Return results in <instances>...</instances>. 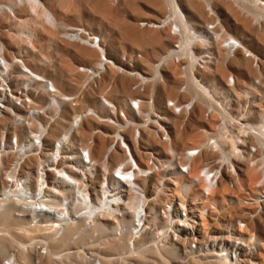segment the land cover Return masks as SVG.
Listing matches in <instances>:
<instances>
[{
  "label": "rangeland",
  "instance_id": "obj_1",
  "mask_svg": "<svg viewBox=\"0 0 264 264\" xmlns=\"http://www.w3.org/2000/svg\"><path fill=\"white\" fill-rule=\"evenodd\" d=\"M21 1L27 4L24 9L21 8L23 15L30 14L27 12L36 13V19L45 16L52 24L45 21L22 20L21 31L27 29L28 34L21 32V40L19 36L13 37L6 33L2 35L3 42L10 46V50L6 53L9 58L6 61L7 70L0 69V78L8 73L13 82L20 79L16 73L11 75L13 72H18L13 67L14 54L11 51L21 45V57L24 62L40 76L52 79L57 85L61 99H57L58 107L52 109L51 95L48 93V96L43 91L38 99L44 110L43 114L38 122L36 121L37 123L35 120L26 123L18 117L24 115L21 107L11 98L0 94V129L6 128L4 141H0V203L14 202L21 205V211L57 215L63 217L64 222L53 227L31 225L29 224L31 222L25 218L26 213H23L19 222H21V241L25 246L21 247V257L18 252L20 264H37L33 260L41 254L37 252V247L27 246L33 237L43 238L45 244L53 250L42 255L44 257L39 264H46L48 261L52 264H232L227 257H218L219 253L217 257L214 255L216 242L210 243L207 251L194 257L185 255L182 250L177 251L176 245L170 244L166 247L155 242V238L149 248H144L146 241L138 240L135 248L130 252L127 248L128 232L125 230L130 229L135 223L137 206L129 207L126 203L112 205V209L118 213L116 220L121 224L120 230L125 228V235L116 236L117 226L112 227L114 222H106L105 225L102 221L104 218L100 216V211L106 204L101 195L98 192L90 193L93 205L85 214L84 200L88 192L83 189V180L77 186L64 184L59 181L61 177L58 171L65 170L68 160L78 165L77 162L81 159L84 150L90 147L92 149L93 145L100 142L104 145V153L102 157H95L97 171L98 166L101 167L100 171L110 168L108 161L117 162L112 159L114 154H117L122 162L124 148L120 141H116L117 137H121L119 131L124 133L123 137L128 147L144 167L147 160L144 146H154L158 151L168 154L171 153L173 144L182 146L201 140L203 135L196 128L201 125L204 106H209L210 103L205 93L196 92L198 105L191 125L187 128L179 130L177 127L180 118L172 117L175 127L173 126L171 134L169 133L170 142H164L160 132L153 126L152 122L155 118L152 112L162 111L166 100L178 94L180 74L171 57L188 55L193 61L197 54L210 49L214 52L215 76L213 78L212 75L207 74V80L210 83L214 82L216 88L215 119L218 121L226 119L225 144L233 147L234 150L237 148L238 139L245 134L244 131L241 133V126L244 124L249 142L258 143L264 155V0ZM176 6L180 14L185 16L189 38L181 34L180 22L173 18ZM213 22L217 24V29L211 31L209 24ZM67 26H85L98 35L102 40L104 53L86 44L65 38L62 32ZM231 39L238 40L242 47L235 50L227 48L225 42ZM172 49H177V52H171ZM102 54L112 63H105L106 67L98 68L102 74L89 75L90 87L85 97L91 105L86 110L98 113V116H103L105 120L89 119L88 122L83 123L82 119H78L82 110L78 113L77 110L73 111V104H68L67 101L70 95L77 93L87 84L86 75L81 72L79 66L102 64ZM163 58H165L164 62L157 66ZM119 67L124 70H120ZM132 70L142 72L145 81L139 88L135 87L137 80L132 75ZM99 95L106 97L112 104L111 109L105 106L106 103ZM65 96L68 99L63 100ZM137 97H140L141 104L136 109L132 101ZM120 112H124L131 122H122ZM165 114L169 119V113ZM14 123L24 125L28 130L23 129L21 125L14 128ZM132 124H135L134 130L137 126L140 128L142 137L138 140L132 131ZM97 129L103 133L113 134L101 135L94 132ZM78 131H87L88 136L74 139L73 136L77 135ZM92 132H94V143L89 138ZM49 133H54L57 138L66 136L61 148H56L58 141H54L55 147L52 148L45 145ZM20 134L21 147L14 143L20 139ZM129 135L132 140L128 139ZM220 138L221 141H225L223 136ZM8 142H13V148H7ZM113 143L115 147L110 150ZM80 145L81 148L76 150L75 148ZM200 161L194 164L191 180L183 184L184 189H189L193 185L192 177L196 176L195 167ZM253 164L249 161L248 165H239L243 172L240 183L235 188L229 187L224 174V178L213 193V197L218 201L219 210L210 213L206 221L202 220L203 227L200 231L203 237L218 238L219 236L220 238L232 222L245 216V209L241 203L243 185L255 190L260 176L258 163L256 166ZM27 165L34 167L40 185L31 184L22 174ZM20 169L21 181H18ZM50 169L58 178L55 179L58 182L53 184L49 180ZM3 179L12 180L14 183L8 186ZM47 183H49L48 187ZM139 184L145 189L147 198L150 197L151 202H154L157 196L152 190L153 186L147 184L146 180H140ZM41 185H45L46 189L52 187L51 196H42L41 193L34 198ZM201 191L202 186L198 185L193 189V196L189 198L195 207ZM132 197L134 196L128 197L127 200ZM158 199L157 204L164 201L162 197ZM138 201L139 198L136 199L135 204H138ZM47 206H51L54 212L41 210L42 207ZM94 206L98 209L92 216L89 211ZM153 208V205H150L147 211L148 226L151 222L160 219ZM80 213L82 214L80 218H74ZM5 227L0 225V233L4 232L18 238L4 229ZM247 229L254 232L261 240L264 259V209L257 218L250 221ZM101 236L106 240H101ZM61 237H65L63 243L56 245L54 240ZM151 237L152 235L148 236ZM3 239L4 236L0 235V241H5ZM12 246L13 243L10 242L0 255L5 254ZM65 251L72 252L63 255Z\"/></svg>",
  "mask_w": 264,
  "mask_h": 264
},
{
  "label": "built area",
  "instance_id": "obj_2",
  "mask_svg": "<svg viewBox=\"0 0 264 264\" xmlns=\"http://www.w3.org/2000/svg\"><path fill=\"white\" fill-rule=\"evenodd\" d=\"M26 6L27 4L21 0H0V69H6V61L9 59L6 53L10 50V46H7L2 40V35L4 33L13 37L19 36L21 40V32H23V34H28L26 31L27 29L21 31L22 20L51 22V20L45 16H40L36 19V13L27 12L30 14L23 15L21 13V11H23L21 8L24 9ZM216 29L217 24L215 22L209 24V30L212 31ZM67 32L73 38L68 36ZM62 34L65 38L76 40L77 42L87 38L91 42H94L97 47L100 43V37L85 26H69L67 29L63 30ZM228 41L225 42V44L227 48L231 50L241 47L238 40L231 39ZM11 53L14 54L12 56L13 67L18 71L13 72L11 75L16 73L20 79L13 82V79L9 77L8 73L2 76L0 78V88L1 86L3 88L1 91L19 106L21 105V108H23L25 112L35 117V115H38V105L40 106V104L35 101L36 96L43 91L49 96V94L55 93V89L51 80L47 79V86L45 85L46 82L43 84L41 81H33L31 79L29 73L26 72L24 68L27 64L21 57V45L15 47ZM197 55L193 61L188 55L171 57V61L178 68L180 74L178 94L176 97L166 100L162 111L152 112V116L155 118L152 124L160 132L161 139L164 142H170V134L173 126L175 127L173 118H180V124L177 127L179 130H184L191 125L193 114L198 105L196 92H203L207 95L210 102L209 106H204L200 120L201 125L196 128L198 132L203 135V138L198 142L188 145L175 146L173 144L171 145L173 151L168 154L158 151L154 146H144L143 150L147 155V163L146 166L142 168L129 149L126 140L123 138L124 133L122 134L117 128V131H119L121 135L120 142L124 148V159L121 163L108 161V166L110 168L100 171L101 167L98 166L97 171L95 167L90 168L92 162L89 154L84 152L82 160L85 170L83 176V189L85 192H88L87 198L84 200V213L86 214L90 206L93 205L90 193L95 194L98 192L103 200L107 201L100 211V216L104 218L102 219L103 224L106 225V222H114L112 227L117 226V234L115 235L120 237L125 235V228L122 231L120 230L121 224L116 220L118 213L112 209V205L123 204L130 196H140L142 197L141 205L138 209L135 223L130 229L125 230L128 232L127 248L130 252L135 248V243L137 244L138 240H143L142 242L146 241L144 248H149L154 241L166 247L172 244L176 245L177 251L182 250L185 255L194 257L207 251L210 243L213 244V242H216L214 243V250H216L214 255L216 257L218 253H222L232 264H264L261 240L254 232L247 229L250 221L257 218L264 209V155L260 151L261 149L258 143L251 144L249 142L247 130H244V124L241 126V133L244 131L245 134H242L238 139L237 148L234 150L233 147H229L225 144L227 140V135L224 131L226 119L220 121L215 119L214 106L216 88L214 82L210 83L207 80V74L212 75L213 78L215 76L214 52L210 49V51H205ZM102 58L104 60L103 64L111 63V60L104 54H102ZM21 69L23 71L22 77ZM132 72V75L137 80L135 87L139 88L145 81L142 78V72L140 70H132ZM82 73L86 74L87 84H85L80 91L72 94L71 99H69L67 103L73 104V111L77 110V113L82 110L79 116L82 117L81 121L83 123L88 122L89 119L103 121L105 119L102 113H100L102 117H99L98 113H90L86 110L88 106H91L87 97H85L86 91H88L90 87V80L88 81L87 74L90 73V71H83ZM99 96L100 99L106 98L104 95ZM140 104V97L132 101V105L136 109L140 107ZM105 106L111 109L110 105L105 104ZM57 107L56 104L51 106L52 109ZM165 113H169V119L166 118ZM120 116L122 122L130 121L126 118L124 112H120ZM117 124L116 126L118 127ZM20 125L19 123H14V128L20 127ZM31 125L32 124H30V126ZM131 126L138 140L142 137L140 128L137 126L134 130L135 124ZM21 127L25 129L24 125H21ZM5 129L6 128L0 129V141L2 142L6 136ZM25 130L27 131L28 129L26 128ZM94 132L101 135L113 134L103 133L100 129ZM94 132L89 135L92 143L95 142L93 139ZM24 134H26V132ZM222 136L225 138L224 142L221 141L220 137ZM80 148L81 145L75 149L78 150ZM198 160L201 161L195 167L197 172L194 184L189 189H184L182 183L191 178L194 171V164ZM249 161L254 163V166L258 163L260 167L258 170L260 176L256 184L257 190L243 185L241 203L245 209V216L235 220L234 223L232 222L227 227L224 235L220 236V238L219 236L218 238L217 236H212V238L203 237L200 231L201 227H203L202 220L206 221L210 213L218 212L219 210L218 201L213 197V193L224 178V174L226 175V181L229 187L235 188L237 184L240 183L243 172L239 165H248ZM140 180H146L147 184L153 186L152 190L155 191L157 196L154 202H151L149 199L150 197L146 198V191H144L142 186L137 185ZM198 185L202 186V191L197 207H195L194 204L189 201V198L193 196V189H196ZM158 197L164 199L160 204H157L159 201ZM150 205H153V210L157 211L158 218L160 219L151 222L148 226L145 224V221L148 217L147 211ZM23 213H26L25 218L31 222L29 223L31 225L37 224L41 225V227H53L64 222V218L57 215L51 216L45 213L23 210L21 211V216H23ZM151 235L152 237L148 238V236ZM153 239L154 241H152ZM101 240L106 239L101 236ZM23 246H25L23 241H21V245L16 241L10 250L0 255V264H20L18 252ZM36 249L39 254H47L46 244L40 243L37 245ZM33 262L39 264L41 261L35 258Z\"/></svg>",
  "mask_w": 264,
  "mask_h": 264
},
{
  "label": "bare ground",
  "instance_id": "obj_3",
  "mask_svg": "<svg viewBox=\"0 0 264 264\" xmlns=\"http://www.w3.org/2000/svg\"><path fill=\"white\" fill-rule=\"evenodd\" d=\"M174 12V11H173ZM181 12L179 11V9L177 8V6L175 7V15L173 16V18L176 20V21H179L180 22V25H179V30H180V32H181V34H185L186 35V37L187 38H189V31L187 32V30H188V26H187V22L184 20V17H183V15L182 14H180ZM180 17H181V21H180ZM163 23H165V22H163ZM69 26H67V27H65L64 29H67ZM67 35L68 36H70L71 38H73L71 35H69L68 34V32H67ZM99 40H100V43H99V46L97 47V45L94 43V42H91L89 39H85V40H83V39H81L80 41H78V42H80V43H82V44H86V45H88V46H91V47H93V48H96L97 50H99L101 53L103 52V48H102V40H101V38H99ZM76 41V40H75ZM229 42V41H228ZM188 44V43H187ZM240 46H241V44H240ZM242 47V46H241ZM180 50V49H179ZM171 52H177V49L175 50V49H172V51ZM171 52H170V54H171ZM104 53V52H103ZM168 56H169V54H168ZM167 57V56H166ZM165 57V58H166ZM165 58H163L158 64H157V66H160L163 62H164V60H165ZM102 61L104 62V60H103V58H102ZM111 63H112V61H111ZM107 65H105V64H98V65H95V66H79V68H80V70H81V72H83V71H85V72H89L90 71V73H87L88 74V78H89V75H91V76H94V75H99V74H102V72H101V70H99L98 71V68L100 67V68H102V67H106ZM108 66H111V65H108ZM25 68V71L26 72H28L29 73V76L31 77V79L33 80V81H41V83H43L44 84V82H46V84L45 85H47V79L48 80H51L52 81V84H53V87H54V89H55V93L54 94H50L51 95V100H52V104H57V99H61L60 98V95H59V90H58V88H57V85L55 84V82L52 80V79H50V78H47V77H45V76H43V75H41L40 76V74H38V73H36V72H34L33 70H32V68H30L29 66H27L26 65V67H24ZM120 68V67H119ZM83 70V71H82ZM104 70H106V69H104ZM120 70H124V69H122V68H120ZM21 71H22V69H21ZM128 72H130L129 70H127ZM23 72V71H22ZM22 72H21V74H22ZM131 73V72H130ZM84 75H86V74H84ZM22 76H23V74H22ZM48 86V85H47ZM3 88H1L0 90H2ZM2 96H4L5 97V93L4 92H2L1 91V93H0ZM40 95V94H39ZM39 95L38 96H36V98H35V101L37 102V103H39L38 102V99H39ZM71 97H72V95H70L69 96V98L71 99ZM66 99H68V97L67 96H65V97H63V100H66ZM106 104H108V105H110V106H112V104L110 103V102H108L107 101V99L105 98V99H102ZM17 104V103H16ZM210 104V103H209ZM18 105V104H17ZM19 106V105H18ZM20 107H21V105H20ZM38 107H39V110L37 111V113H38V115H35V117H33L30 113H28V112H25V110L23 109V108H21V110L22 111H24V115H18V117L20 118L21 117V120H24L26 123H30V121L31 120H35V121H37L38 122V119L40 118V116L43 114V112H44V110H43V108L41 107V105L39 106L38 105ZM114 107V106H113ZM47 109H49V108H47ZM50 110V109H49ZM89 112L91 113L92 112V110H89ZM36 113V112H35ZM24 118H23V117ZM32 117V118H31ZM99 117H100V115H99ZM78 119H82V117H80L79 116V118ZM88 136V133H87V131H78L77 132V135H74L73 137H74V139H76L77 137H81V138H86ZM47 143L45 144L47 147H50V148H52V147H55V143H54V141H58V143L56 144V148H61L62 147V145H63V142H64V139H65V137L66 136H63V137H60V138H57L56 137V135L54 134V133H49L48 135H47ZM56 137V139H54ZM124 139H125V137H123ZM128 139L129 140H132L131 139V136L129 135L128 136ZM116 141H120V136L119 137H117L116 138ZM15 143V142H14ZM121 143V142H120ZM12 144H13V142L11 143V142H8V144L6 145L7 146V148H13L12 147ZM16 144L19 146V147H21V134H20V139L17 141L16 140ZM121 146H122V144H121ZM115 147V143H113V145L110 147V150L111 149H113ZM49 148V149H50ZM130 149V148H129ZM173 151V148H172V150H171V152ZM84 152H87L88 154H89V157H90V160H91V165H90V168L91 167H95L96 168V170H97V164H96V162H94L95 161V157L97 156V157H102L103 156V153H104V145H103V143H99V144H96V145H93L92 146V149H91V147L89 148V149H87V150H84ZM83 154L84 153H82V157H81V159L80 160H78V165H75V164H73L70 160H68L69 162H68V164L65 166V172L64 171H62V170H60V171H58L59 172V176L61 177V179L59 180V181H61L62 183H64V184H68V185H72V186H77V185H79L80 183H81V180H83V176H84V172H85V170H84V165H83V162H82V160H83ZM112 159H113V161H119V163L121 162V160H120V157L117 155V154H114L113 156H112ZM137 159V158H136ZM138 162H139V160H138ZM80 163V164H79ZM140 163V162H139ZM146 163H147V160H146ZM141 165V164H140ZM141 167L142 168H144V166H142L141 165ZM22 174L24 175V176H26V178L28 179V182H30L31 184H37V185H40V183H39V181H38V179H37V175L35 174V170H34V167L33 166H31V165H27L26 166V169H23V172H22ZM18 176H19V178H18V181L20 180L21 181V169L18 171ZM46 176H48V175H46ZM195 177L196 176H193L192 177V179H193V181H192V183L194 184V179H195ZM55 179H58L57 178V176H55V174L53 173V171L50 169V172H49V180H50V182L53 184V183H56V182H58V181H56ZM189 180V179H188ZM187 180V181H188ZM190 180H191V178H190ZM3 182L6 184V185H8V186H12L13 185V181L12 180H9V179H3ZM186 182V181H185ZM185 182H183L182 183V186H183V184L185 183ZM137 185H140L139 184V182L137 183ZM47 187L49 186V183H47V185H46ZM141 186V185H140ZM201 186V185H200ZM24 189H25V187H23ZM183 188H184V186H183ZM218 188V187H217ZM144 189V188H143ZM26 190V189H25ZM53 191V189H52V187H49L48 189H46L45 188V185H41L40 187H39V192L34 196V198H37V195H40L41 193H43V195L42 196H51V194L53 193L52 192ZM144 191H145V189H144ZM26 192L27 193H29V191L28 190H26ZM41 196V197H42ZM137 198H139V200L140 201H138V204H135V202H136V199ZM146 198H147V196H146ZM141 199H142V197H140V196H134V197H132L131 199H129V200H127V201H124V203H126V204H128L129 205V207H134V206H137V212H136V214L138 215V209H139V207H140V205H141ZM35 201V200H34ZM31 202H32V200H31ZM107 202V201H106ZM99 207H101V206H99ZM98 209V207L97 206H94V208L93 209H91L90 211H89V214H91L92 216H93V214H94V212L96 211ZM41 210H43V211H45V212H48V213H53L54 211H53V209H52V207L51 206H47V207H42L41 208ZM21 205H19V204H17V203H14V202H3V203H0V225H5L6 227L4 228V229H7L9 232H11V233H13V234H15L16 236L15 237H18V238H14L12 235H10V234H7V233H4V232H2V233H0V235H3L4 236V239L3 240H5V241H0V253L2 252V250H5L7 247H8V245L10 244V242H12L13 244L17 241L20 245H21V222H19V221H21ZM137 215H136V217H137ZM82 216V214L80 213V214H76L75 216H74V218H80ZM147 223V218H146V221H145V224ZM71 230V229H70ZM6 236V237H5ZM12 238V239H11ZM20 239V240H19ZM65 239V237H61V239H55L54 240V243L56 244V245H60V244H62L63 243V241L62 240H64ZM9 240H10V242H9ZM40 243H42V244H45L46 243V241L43 239V238H39V237H33L29 242H28V244H27V246H31V247H37V245L38 244H40ZM51 251H53L52 250V248L50 249L49 248V246H47V253L48 252H51ZM71 252L72 251H65L64 253H63V255H69V254H71ZM19 255H20V257H21V250L19 251ZM42 255H44V254H41V255H37V259H39V260H41V258L43 259V257L44 256H42ZM60 256V255H59ZM219 256H223L221 253H219ZM19 260V259H18ZM20 263V262H19ZM41 263V262H40ZM46 264H52V262L51 261H48Z\"/></svg>",
  "mask_w": 264,
  "mask_h": 264
}]
</instances>
